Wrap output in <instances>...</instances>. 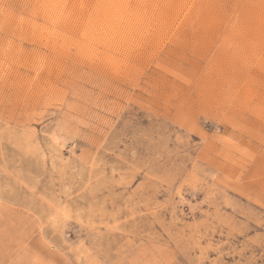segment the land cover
Returning a JSON list of instances; mask_svg holds the SVG:
<instances>
[{
    "label": "rangeland",
    "instance_id": "374dc122",
    "mask_svg": "<svg viewBox=\"0 0 264 264\" xmlns=\"http://www.w3.org/2000/svg\"><path fill=\"white\" fill-rule=\"evenodd\" d=\"M0 264H264V0H0Z\"/></svg>",
    "mask_w": 264,
    "mask_h": 264
}]
</instances>
